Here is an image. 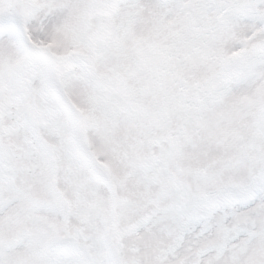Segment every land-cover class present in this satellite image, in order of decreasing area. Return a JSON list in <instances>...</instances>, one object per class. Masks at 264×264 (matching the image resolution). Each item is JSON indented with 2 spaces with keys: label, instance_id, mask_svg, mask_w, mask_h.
<instances>
[{
  "label": "snow or ice",
  "instance_id": "6c2138e0",
  "mask_svg": "<svg viewBox=\"0 0 264 264\" xmlns=\"http://www.w3.org/2000/svg\"><path fill=\"white\" fill-rule=\"evenodd\" d=\"M0 264H264V0H0Z\"/></svg>",
  "mask_w": 264,
  "mask_h": 264
}]
</instances>
